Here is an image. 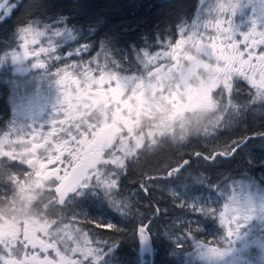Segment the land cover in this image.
Wrapping results in <instances>:
<instances>
[{
    "label": "rangeland",
    "instance_id": "1",
    "mask_svg": "<svg viewBox=\"0 0 264 264\" xmlns=\"http://www.w3.org/2000/svg\"><path fill=\"white\" fill-rule=\"evenodd\" d=\"M59 1L66 4L67 0H16L17 3L26 2L25 4L32 6L46 4L55 6ZM75 1L78 0H72V2ZM135 2L139 4L142 1L118 0L116 6L127 4L137 8ZM185 3H187L185 8L190 5V13L187 17L180 19L174 37L170 35L163 37L161 48L150 50L152 47L138 46L134 41V47L132 45L131 49L119 46L118 49L111 50L116 54L115 57L114 55L110 57L102 51L98 58L99 67L88 70H94L95 75H84L69 82L67 76L54 75L59 69L46 72L44 69L29 65L28 60L23 63H14L12 67L15 71H22V74L27 73L26 75H31V77L23 79V83L27 81L29 84L27 88H23V94L19 91L17 96L13 94V123L10 129L1 134L0 157L2 154H7L11 158L10 161L14 160L12 153L15 152V147L13 148L15 150L10 152L9 148H2L1 144H4L6 139H14L17 127H19L22 128L21 137L16 138L22 139L23 162L31 164V160H34L37 169L35 175H30V171L26 168L21 178L11 175L13 187H11L12 195L9 200L13 205L9 204L5 210L7 216L0 214L3 218L7 217L0 227L2 234L12 233L15 236L5 234L6 242L3 241L4 245L1 246L5 252L0 254L2 263L94 264L95 262V264H102L107 252L103 244L97 243L94 235L102 231L100 228L83 226L82 223H86L87 208L82 204V200L88 198L90 202L98 201V203H107V201H102L99 196L91 195L79 199L83 186L87 185L99 170L106 169L109 173L115 170L123 173L121 179L124 197L120 198L123 203L124 200L133 196V193H129L128 190L129 168L131 167L129 161L134 154L144 148L146 142L151 143L150 146L153 149V146L160 147V143H164L169 138L186 137L193 129L188 126L183 132L178 133L177 125L179 122L185 124L189 122L188 124L191 125L192 121L197 126L194 131L201 142L219 141L227 136H240L239 141L244 136L241 137L236 126L240 125L245 112L264 113V94L253 97L251 101L245 99L244 104L241 103L240 98L236 97L238 92L248 98L250 85L242 83L239 89L232 87L229 74L234 72L233 58L212 55V51L216 50L213 45L217 39L227 44L230 33H233L235 29L239 30L238 28L246 25L250 19H255L256 14L264 15V4L261 0H185ZM80 4L85 8L84 0H81ZM87 12L99 16V13L92 14V11L88 10ZM131 13L133 14V11ZM84 14L87 13L84 12ZM58 23L56 25H60L59 29L65 30L64 36L60 38L62 45L72 42L75 38L73 32L67 29L61 21ZM47 25L52 26L54 23ZM20 26L12 31L9 41L19 44L17 30ZM40 29L43 30V26ZM49 37L53 40L57 39L49 32L47 37L42 38V46H47ZM40 46L30 44L29 48ZM10 50L11 53L18 51L21 55L23 54V49H18V47ZM199 59L201 70L195 73L194 78L187 84L182 85L179 92L176 86L179 87L182 84L181 78L188 66L186 63ZM61 80H64L63 84L60 83ZM260 87L264 88V84ZM173 96H176V99H173ZM238 102L243 107H240L241 104ZM87 112L89 117L86 115ZM100 116L103 117L100 118ZM110 122L119 128L121 134L115 146L102 157L99 166L76 190L73 196L77 199L74 200L72 196L60 207H55L52 213L54 216L43 208L33 209L32 204L36 196L39 194L41 199L46 195V191L52 190V184L42 177L47 170V163L65 148L68 149L71 160L76 156L73 162L80 159L84 155L87 143L85 145L83 143L88 139L89 133L91 132L89 138L91 141L98 131ZM11 133L15 135L12 136ZM52 133L54 134L51 135ZM46 138L50 140L51 145L47 146L44 152H39L34 157L26 154L27 149L33 143H39ZM263 148L264 141L260 140L257 148L249 152L251 154V158L248 156L250 168L245 166L240 175L232 172L231 176L225 174L216 179L211 177V179H199L198 192L190 197L188 204L195 200L199 204L207 202L212 203L214 207L218 206L221 211L224 210L221 216L226 215L228 222L234 220L236 215L241 216L232 226L237 234L228 236L224 231L225 236L223 233L217 238L211 237L210 234H201L198 237L201 243L207 242L206 247L219 248L222 254L219 264H232V260L225 254L233 244L249 264H264V252L253 244V242L264 239V187L258 189L254 186L251 194L242 191L241 188L242 184H264V171L252 172L253 168L264 164ZM151 152L154 154L156 150ZM62 160L65 161V157ZM71 167L72 164L66 161V172L61 174L66 175ZM58 189L57 186L56 199L60 203ZM233 195L236 197L235 201H232ZM183 199H186L185 195ZM180 205L178 204V208H181ZM184 209L188 210L176 216V222L173 223L177 228L187 221L199 219L198 213L189 211L191 208L184 207ZM55 212L58 214L57 217H55ZM18 221H22L25 226H33L35 232L50 245V251L46 253L31 251L26 243H22L17 235L16 223ZM100 221L104 220L100 219ZM105 221L114 223L110 218ZM140 222V219L136 220L138 236ZM217 223L219 224L218 221ZM238 224L240 226L237 229ZM102 227H106V224ZM212 228L211 224L208 225L201 220L199 227H194V230L210 233ZM172 233L180 235V230L166 232V239L175 248H179V251L184 252L183 264H208V261L201 260L198 254L194 243L196 236L193 233H187V228H185L184 233L188 235V239L181 240L179 244L176 243V235H171ZM110 236L111 239L102 238L112 247V254L107 258L106 264H118L119 240L112 237V234ZM216 241L219 243H215ZM245 243L253 247L241 254L240 249ZM17 249L19 252L15 251ZM149 250L150 244L144 248L140 246L138 258L142 264H149ZM152 254L153 264L154 250ZM73 255H78V257H73Z\"/></svg>",
    "mask_w": 264,
    "mask_h": 264
},
{
    "label": "flooded vegetation",
    "instance_id": "2",
    "mask_svg": "<svg viewBox=\"0 0 264 264\" xmlns=\"http://www.w3.org/2000/svg\"><path fill=\"white\" fill-rule=\"evenodd\" d=\"M177 24L175 25V30ZM256 29L257 33L264 32V15H257L255 16V19H250V21L247 22L246 25H242L239 27V30H234L233 33H230L229 35V42L227 45H230L232 42H235L237 44L242 43L243 39L246 38L248 33L252 31V29ZM8 30V29H7ZM4 31L8 34L13 33L11 30L9 31ZM4 44V52H2V59L0 60V66L3 68L4 72V79H0V138L1 134H3V131L6 132V130L10 129V125L13 123L12 118H13V110H12V103H13V98L14 95H18V91L23 94V87H18V85L23 84V79L26 74H22L21 72L15 71L13 69L14 63L11 61V50L13 48L18 47V42L14 43L12 41L3 43ZM3 49V47H2ZM212 55H216V50L212 51ZM12 62V63H11ZM232 63V60H231ZM187 69L184 73V75L181 78V85L178 87L176 86V89L179 90L182 88V85L187 84V82L191 79L194 78L195 73L199 72L201 70V62L199 60H195L192 63H186ZM193 66H196V69L191 70ZM91 70V69H89ZM94 71V70H93ZM173 99H176V96H173ZM260 107V106H258ZM257 107V108H258ZM89 112V111H88ZM88 112L86 115L89 117ZM92 112V111H90ZM247 112H245L246 114ZM109 114V113H108ZM103 116H100L102 118ZM19 119V118H18ZM189 123V122H188ZM188 123H182L179 122L177 125L178 133L179 131L183 132L184 129H187L188 126L189 128H192L193 130H190V134H188L186 137H178V138H169L167 139L164 143H160V147L156 146V148L153 146H150L151 143L146 142L144 145V148L139 150L138 153L134 154L132 158L129 161L130 168H129V176H128V190L129 193H133L130 197V207H131V213H130V221L129 224L131 226V232L136 233V220L139 219L136 214V207L139 204H144L145 207L150 209V207H153L155 209L154 215H151L145 223V227L148 226V222L150 221L151 223L159 218L161 216V213L164 211V218H168L167 214V204L173 205L176 209H178V204L182 203H189L191 200V196H193L196 191H197V186L199 183V179L196 180L199 177V173L203 171L204 173L202 175H207L211 176V178L216 179L218 177H222L223 175H228L231 172H234L236 175H240V172L244 170V166L242 164H238L240 168L237 165L230 164V168H226L225 166H219L218 164H215L217 162V158H220L222 160H233L235 161V154L230 155L227 157H222L216 154L215 150L223 147L225 144H230L232 141H238V138L240 136H227L224 137L223 139L219 141H206L202 142V145H207V148L202 147L201 145V140L197 137V134L195 133L194 129L197 128L196 124L192 121L190 122L191 125ZM113 125L116 129L115 137L113 139V144L111 146H105L104 145V140L103 144H99L97 142L98 140V134L102 132V130L107 127ZM43 126V125H42ZM244 121H240L239 128L244 129L245 128ZM22 128L17 127V131L15 132L16 137L20 136L21 137V130ZM87 130V129H86ZM88 132V131H87ZM175 132V133H177ZM258 131V128L254 129L252 134H258V133H263ZM89 133V132H88ZM177 133V134H178ZM14 133H11V135H15ZM52 133L51 135H53ZM109 134V132H107ZM120 130L113 122L105 124L96 134V136L93 138V140H89L91 132L89 133V137L84 142L83 144L86 147L84 149V155L75 162L74 158L71 160L70 156L68 155V149L65 148L63 151L59 152L57 156L47 163V170L44 172L42 177L44 180L50 182L52 185V190H48L45 192L46 195L42 198L43 200H48V204L51 208L55 207H60L61 204L65 203L70 199L73 195L76 194V190L84 183L85 180L89 177V175L99 166L100 160L107 151L111 150L116 142L117 139L120 135ZM241 137H243V140L246 139L247 136L251 134H246L243 131L240 132ZM246 134V135H245ZM50 135V136H51ZM196 135V136H195ZM14 139H6L4 141V144H1L3 146L2 148L6 149L9 148L10 152H13L12 150H15L13 154L14 160L10 161L11 158L7 154H2L0 157V214L7 216L8 214L6 213V209L10 205H13L12 202H10V197L12 195V178L11 175L16 176L17 178H21L24 175V168H26L27 171H30V175H35L37 165L34 160H31V164H25L23 162V144H22V139L19 140L17 138ZM19 137V138H20ZM257 139H262V138H257ZM89 141V142H88ZM248 141V140H247ZM246 141V142H247ZM246 144V143H245ZM244 144V145H245ZM30 145V144H29ZM50 140L43 139L39 143H33L29 149H27L26 154L27 155H38L39 152H44L45 148L47 146H50ZM243 145V146H244ZM243 146L241 148H243ZM15 147V149H13ZM1 148V147H0ZM8 150V149H7ZM152 150H156L154 154H152ZM207 151V152H205ZM90 153H98L99 158L97 164L88 170L87 176L84 178V180L76 187L74 190L68 194L64 199L60 198V188L67 179V177L70 175L72 170L75 168L76 165H78L80 162H82ZM196 153H200L201 155H197ZM20 156V157H19ZM203 156H210L209 159H204ZM63 157H65V161H63ZM199 158L204 159L205 162L211 163L212 165L209 166V169L207 171H204L200 169V162ZM33 159V158H31ZM190 160L191 162V167L188 169V171L183 172L182 175L178 174L176 171L177 166L181 164V162H188ZM66 161L68 163L72 164L71 170L68 171L65 174L66 171ZM65 167V169H64ZM172 171V175L170 178H168V173L169 171ZM65 175V177H64ZM64 177V179H63ZM185 177H192L191 180L187 181V185L184 182ZM141 185H144L147 187V191H145ZM58 186V198L61 200L60 203H58L56 199V187ZM144 195V200L141 199L140 194ZM44 194V193H42ZM186 196V199H183V196ZM40 196L39 194L36 196L35 200L33 201V204L35 206V203H39ZM184 200V202H183ZM162 203V204H161ZM165 203V204H164ZM177 204V205H176ZM16 206V205H15ZM163 208V211H162ZM224 220L228 221V217L226 215L223 216ZM240 215H236L234 220H231L229 222V225L232 227L235 222H237L238 219H240ZM7 219L3 218V216H0V225L4 223V221ZM15 220H18L19 218H13ZM174 224L176 222V218H173ZM17 229H18V236L20 241L22 243H26L31 249V251H40L43 253L49 252L50 250V245L47 244L46 240L37 234L34 230L33 226H25L23 225L22 221H18L17 223ZM180 227H183L181 225ZM24 229H28L33 231V233L37 236L39 240L42 241L41 246H36L33 247L31 246L30 242L27 239H24ZM209 233V232H208ZM225 236L224 230L221 229V226L219 224H216V226H213L212 231H210V236L217 238V236L223 235ZM6 235L10 236H15L12 233H5ZM5 234H2V228L0 227V254L2 252H5V250L1 248L3 244V241L6 242L7 236ZM150 239H151V234H149ZM160 236L162 240L166 239V233L161 231ZM115 238V237H114ZM19 242H17L18 244ZM150 253H149V264H152V252L154 250V247L152 245V240L150 241ZM20 245H22L20 243ZM152 247V249H151ZM233 249L236 250V256L241 257V255L238 252V249L236 245L233 244V246L226 252V256L229 257L233 261V257L230 256L228 253L232 251ZM166 249H163L162 251H165ZM17 252V250H15ZM155 251V250H154ZM17 255V254H16ZM134 255V253H133ZM18 256V255H17ZM73 257H78V255H73ZM242 259L245 261V259L242 257ZM0 264H4L1 262L0 259ZM21 264H33V263H21ZM37 264V263H36Z\"/></svg>",
    "mask_w": 264,
    "mask_h": 264
},
{
    "label": "trees",
    "instance_id": "3",
    "mask_svg": "<svg viewBox=\"0 0 264 264\" xmlns=\"http://www.w3.org/2000/svg\"><path fill=\"white\" fill-rule=\"evenodd\" d=\"M141 1L142 2L139 4L135 2V5L137 4L138 6L137 8L134 6L130 7L127 4H121L118 7L116 6L118 0H86V2L84 0L85 8L84 6H81V0L75 2L67 0L65 2L66 4L59 1V3L55 4V6H50V4L32 6L25 4L26 2L20 3V6L14 10V14L9 16L4 22L0 23V60L4 56L2 55V52H4L5 49L3 43L9 42V37L11 36V34L4 31L7 29L12 31L19 25H22L23 22L29 20L38 22L40 27L45 24L54 23V25H52L54 28H59L60 25L56 24H59L58 22L61 21L67 29L71 30L75 38L72 42H68V44L63 45L61 48V51H65V55L68 50H74L81 45H88L89 51L84 54L85 59L92 56H96L98 59L101 56L102 51L110 57H113L112 55L115 57L116 54L111 52V50L118 49L119 46L131 49L132 45L134 47V41L138 46L142 45L144 47H152L150 50L161 48V42L165 35H170L172 37L175 36V25L180 23L181 18L187 17L190 13V5L185 8V4H187L185 3V0ZM87 10L92 11V14L99 13V16L91 15V13L88 14ZM131 11H133V14ZM84 12L87 14H84ZM55 69L57 68L54 65H49V68L44 70L46 72H53ZM25 77L30 78L31 75H26L24 78ZM1 78H5L2 66H0V79ZM237 98L242 100V104H244L245 99L248 101V98H246L243 93H239ZM241 103L238 102V104ZM242 104L240 107H243ZM253 106L257 107V105ZM242 118L246 126L244 129H240L239 125L236 126V129L240 132L243 131L246 134H252L256 128H258L259 132L264 131V113H246ZM260 140L264 141V137H262V139H249L243 148L236 151L235 161L217 158L219 160H217L215 164L225 166L226 168H230V170H232L231 166H229L230 164L237 165L239 168L240 166L238 164H242L244 167L247 166L250 168V166H248V156L251 158V154H249V152L254 151L257 148ZM206 146L207 145H202L204 148H207ZM199 162L200 169L204 171H207L209 166L212 165L211 163L205 162L202 158H199ZM260 171H264V164H259L257 167L252 169V172L254 173H258ZM203 173L204 172L201 171L196 180L211 179V176L202 175ZM231 174L232 172L230 173V176ZM191 179L192 177H185V184ZM199 185L200 183H198L196 192H198ZM140 197L144 200V195L142 193L140 194ZM82 201V204L87 208V214L85 216L86 223H82L85 228L96 227V221H100V219L105 221L107 218H110L112 222L119 224V231H112L106 227H100L102 232L99 233L102 238L111 239L110 234H112V237H115L117 241L119 240L118 242L120 247L118 250L119 254L117 256L119 257L118 264H142L141 260L138 258V251L141 246L138 242L139 236L135 233L133 235L129 224L131 207L126 209L127 215L125 216L123 213L118 214L115 209L109 207L108 203H98V201L90 202L88 198ZM127 202L129 203V199H127ZM32 206L33 209L36 210L43 208L44 210H47L46 212L51 216H54L52 213L55 209L49 206L46 198L45 200L42 198L39 199L38 204L35 203L37 208H35L34 205ZM166 206V215L168 218H164L165 213L163 211L161 216L151 223L152 231L150 234L152 245L155 250V260L153 264H183L185 256L184 252L179 251V248H175L173 244L168 241V239L166 241L164 239L162 240L160 233L161 231L164 232V234L166 232L179 231L181 227L177 228L173 225L174 220L172 219L174 217L176 218V216L184 213L188 209H184L182 207L176 209L170 203ZM189 211H192V209H189ZM154 213L155 209L153 207L147 209L144 204H139L136 207L137 217L141 221L144 220L145 223L151 215H154ZM57 216L58 214L55 212V217ZM203 220L208 225L211 224L212 227L218 224L217 222L213 223L211 220ZM193 234L196 237H199L201 234L210 233H202L193 230ZM163 249L166 250L162 251Z\"/></svg>",
    "mask_w": 264,
    "mask_h": 264
},
{
    "label": "snow or ice",
    "instance_id": "4",
    "mask_svg": "<svg viewBox=\"0 0 264 264\" xmlns=\"http://www.w3.org/2000/svg\"><path fill=\"white\" fill-rule=\"evenodd\" d=\"M264 4V0H261ZM20 6L16 0H0V23L4 22L9 16L14 14V10ZM18 49H23V54L21 55L18 51H13L11 53V61L13 63H23L25 60L29 61V65H34L40 69H48L49 65H54L59 71L54 75L59 77L61 75L67 76L69 82L77 80L79 77L88 75H95L94 71H88L89 69L98 68L100 61L96 56L88 57L85 59L84 54L88 53L89 46L81 45L74 50L61 51L63 47L61 39L64 36L63 29L54 28L51 25H43V30L40 29L39 23L36 21H26L23 25L18 28ZM51 32L52 37L57 38L53 40L51 37L47 39V46H42V38L47 37L48 33ZM69 32V36H70ZM231 39V38H229ZM242 43L232 42L230 45L224 44L220 39H217L216 43L213 45L216 48V54L219 56H227L233 58L234 72L229 74V79L231 81L232 87L239 89L241 84L250 85L248 89V101H251L253 97H259L264 94V88L260 85L264 84V32L257 33L254 28L248 33L246 38H242ZM41 45L39 48H29V45ZM59 62V63H56ZM63 66V67H62ZM61 84L64 80L60 81ZM29 86L28 82L25 81L23 84L18 85V87L27 88ZM255 91H252V90ZM227 95V94H226ZM239 93L237 92V97ZM231 98V97H228ZM247 103V101H246ZM230 125V121L228 122ZM243 138L239 141H232L230 144H225L223 147L215 150L216 154L222 157H227L234 155L238 149L243 146ZM201 155L200 153H196ZM204 159H209L210 156H203ZM191 167L190 160L188 162H181L177 166L176 171L178 174L182 175L183 172L188 171ZM123 173H118L115 170L110 173L106 169H101L97 172L87 185L83 186V191L80 192L79 199H83L85 196H99L102 201H107L109 207L115 209V211L120 214L123 213L127 215L126 209L130 207L127 200L121 202V197H124L123 191V181L121 179ZM172 175L170 170L168 173V178ZM262 188L264 184L248 183L247 185L242 184V191H247L251 194L253 187ZM141 187L147 191V187L141 185ZM76 200L77 197L73 196ZM236 197L232 196V201H235ZM180 207H189L192 209L193 213L199 214V219L195 221H187L184 223L183 227L180 229V235L172 233L171 235H176V243H181V240H187L188 235L184 233V229L187 228V233H193L194 227L198 228L201 220L207 219L213 221V223L219 222L221 229L226 231L228 236L237 234L234 232L229 222L224 220L221 211L218 206H213L212 203L199 204L195 200L191 204H181ZM225 207V205H224ZM78 219V217H77ZM106 224V227L112 231H119L118 223H107L104 221H96V227L100 228ZM237 225V229L239 228ZM139 238L138 242L141 244L142 248L149 245L151 239L149 234L151 233V222H148V226L145 227V221L140 222ZM97 243H101L105 246V251L107 255L103 257L102 264H106L107 258L112 254V247L103 241L99 233L94 234ZM97 237H100L97 239ZM194 243L201 260H207L208 264H219L221 255L219 248L206 247V243H201L198 237H194ZM215 243H219L216 241ZM255 247L260 248L261 252H264V239L259 242H253ZM253 245L245 243L243 248L240 249V253L243 254L247 252ZM235 249L232 250L235 253ZM95 264V262H94ZM232 264H249V262L244 261L241 257H233Z\"/></svg>",
    "mask_w": 264,
    "mask_h": 264
},
{
    "label": "water",
    "instance_id": "5",
    "mask_svg": "<svg viewBox=\"0 0 264 264\" xmlns=\"http://www.w3.org/2000/svg\"><path fill=\"white\" fill-rule=\"evenodd\" d=\"M194 69H196V66H193L191 68V70ZM107 132H109V134H107ZM115 133H116V129L113 125L107 126L102 130V132L98 134L97 142L99 144H103V140H104L105 146L107 147L111 146L113 144ZM262 137H264V132L258 134H251L247 136L246 139L242 141V143L244 145L246 141L251 138L257 139ZM98 158H99L98 153H90L82 162H80L78 165L75 166V168L72 170V172L70 173V175L67 177V179L60 188L61 199H64L68 194H70L74 190V188H76L84 180V178L87 176L88 170L93 168L97 164ZM24 239H27L30 242L31 246L33 247L41 246L42 243V241L37 238V236L33 233V231L28 229H24ZM228 254L234 257L236 256V251L235 253L230 251Z\"/></svg>",
    "mask_w": 264,
    "mask_h": 264
}]
</instances>
